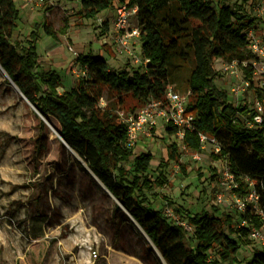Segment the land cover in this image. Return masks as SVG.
Segmentation results:
<instances>
[{
    "label": "trees",
    "instance_id": "trees-1",
    "mask_svg": "<svg viewBox=\"0 0 264 264\" xmlns=\"http://www.w3.org/2000/svg\"><path fill=\"white\" fill-rule=\"evenodd\" d=\"M247 1L81 0L78 18L95 17L120 3L138 7L141 52L147 62L133 71L115 70L102 54H79L77 61L85 74L73 87L60 92V74L39 60L40 25L23 39L15 38L20 10L15 0H0V66L9 81L50 123H57L54 126L68 147L120 201L167 264H264L262 248L253 250L245 262L238 259L250 228H261L263 223L264 115L261 123L250 126L253 109L248 104H235L229 91L216 83L218 59L237 62L245 77H252V66L244 63L256 57L247 35L249 29L256 28V18L245 11L243 2ZM68 27V20L60 30L47 21L44 24L45 32L56 38L66 34ZM104 27L109 29L108 21ZM169 87L189 93L187 112L194 115L192 128L186 129L181 144L199 152L200 133L215 138L220 151L212 156L230 166L239 183L234 191L243 197L256 192L257 199L246 202L239 214L240 223L245 220L248 226L236 228L230 215L218 214L219 208L213 206L212 211L202 209L188 215L193 227L188 236V229L171 221L164 207L153 206L150 197L161 196L158 189L168 184L167 168L175 162L185 170L180 162L181 144L167 146V159L160 162L155 176L153 154L135 152L128 145L127 124L119 109L126 96L138 103L131 109L135 111L150 98L163 99ZM41 125L46 128L42 119ZM167 131L171 134L176 128ZM122 209L115 205L116 212Z\"/></svg>",
    "mask_w": 264,
    "mask_h": 264
},
{
    "label": "rangeland",
    "instance_id": "rangeland-1",
    "mask_svg": "<svg viewBox=\"0 0 264 264\" xmlns=\"http://www.w3.org/2000/svg\"><path fill=\"white\" fill-rule=\"evenodd\" d=\"M228 1L240 4L243 0ZM15 2L20 10L15 38L23 39L40 25V63L58 71L62 78L60 92L70 89L83 75L77 54H102L115 70L140 68L141 63H136L133 55L114 52L116 57H112L108 52L107 47L114 50L115 46L113 28L110 25L106 30L99 21V17L109 20L106 12L78 18L81 0H49L36 9L22 0ZM260 3L243 2L245 11L256 18L257 34L264 35ZM67 20V33H60L59 38L45 32L46 21L60 30ZM136 46L143 57L141 46ZM215 66L219 70L217 85L229 91L235 104L252 107L256 88L245 87L243 67L235 64L232 68L223 59H218ZM105 103L102 100V105ZM135 107L136 100L126 96L119 113H129ZM36 113L0 66V264H143L144 260L147 264H167L127 211H115L116 199L58 136L54 130L57 123H50L54 129L47 123L42 128V118ZM171 142L169 133L160 126L151 138L142 137L135 148V152L153 154L151 169L155 176L160 162L167 159ZM181 150L180 162L185 170L175 162L167 168L168 184L158 189L161 196L150 197L153 206L161 208L169 203L185 220L190 213L212 211L216 206L218 214L230 215L236 228L240 227L234 192L220 186L219 172L225 160L214 159V147L209 143L200 151L199 159L182 144ZM221 192L228 202L222 206L217 204ZM192 233L193 229H188V236ZM243 240L247 241L238 252L241 262L253 250L264 249L260 241L249 236ZM91 248L98 250L95 261L91 259Z\"/></svg>",
    "mask_w": 264,
    "mask_h": 264
},
{
    "label": "built area",
    "instance_id": "built-area-1",
    "mask_svg": "<svg viewBox=\"0 0 264 264\" xmlns=\"http://www.w3.org/2000/svg\"><path fill=\"white\" fill-rule=\"evenodd\" d=\"M28 4L32 9L43 7L49 0H22ZM259 14L264 18V0L261 1L258 7ZM138 7L130 8L127 3H120L113 8V17L106 20L99 17L100 23L104 26L105 21H108L109 29L110 25L113 28L112 37L114 43V52L126 55H133L136 63H145L143 57H140L137 53L136 45L142 44L141 42V27L137 17ZM250 40V48L255 54V59L250 62H245V66H252V77L247 79L245 77L244 85L246 88H256V95L253 100L252 109L254 111L253 121H248V124L252 126L254 123H261L264 115V35L257 34L255 28H251L247 32ZM77 56H79L77 54ZM237 62L228 63L232 68ZM228 69V67H227ZM85 74V71L82 72ZM257 79V81H256ZM257 83V84H256ZM60 91V88H59ZM189 103V93H181L169 87L166 91L163 99L150 98L147 102L139 107L135 111L129 113L120 112L119 115L123 122L127 124L128 139L127 143L130 147L136 148L138 143L144 138H151L155 130H158L160 126L164 127V130L168 132L169 127L176 128V131L169 134V138L172 142L182 143L185 131L187 128H192V121L194 115L187 112ZM202 140V149L209 143L214 147V151L217 153L220 151V145L215 138H211L205 134L200 133ZM184 146V145H183ZM185 148V146H184ZM194 157L201 158V152H195ZM220 186L223 189L231 188L234 192L235 204L239 211L245 210V204L247 201H253L257 199V194L252 191L248 196H240L234 190L239 186L235 174L232 172L230 166L225 162L219 172ZM228 202L223 192L217 195V204L222 206ZM164 212L171 221L176 224H182L187 229H193L188 223V220L181 219L176 215L175 209L169 206L168 203L164 206ZM262 226L261 228L251 227L249 231V237L261 242L264 246V214L261 213ZM249 224L243 220L240 227L248 226ZM98 250L91 248V259L96 260L98 258Z\"/></svg>",
    "mask_w": 264,
    "mask_h": 264
},
{
    "label": "water",
    "instance_id": "water-1",
    "mask_svg": "<svg viewBox=\"0 0 264 264\" xmlns=\"http://www.w3.org/2000/svg\"><path fill=\"white\" fill-rule=\"evenodd\" d=\"M30 102V101H29ZM31 103V102H30ZM32 104V103H31ZM32 106H33V108L36 110V112L41 116V118L44 120V122L45 123H47L51 128H53L52 127V125L50 124V122L38 111V109L32 104ZM54 129V128H53ZM55 130V132L58 134V136L62 139V141L65 143V145H67V143H66V141L63 139V137L61 136V134H60V132L58 131V130H56V129H54ZM68 146V145H67ZM107 191L110 193V191L107 189ZM111 194V193H110ZM112 195V194H111ZM116 201H117V203L121 206V208H123L124 209V207H123V205L120 203V201L119 200H117L116 199ZM125 210V209H124ZM128 213V212H127ZM129 214V213H128Z\"/></svg>",
    "mask_w": 264,
    "mask_h": 264
},
{
    "label": "crops",
    "instance_id": "crops-1",
    "mask_svg": "<svg viewBox=\"0 0 264 264\" xmlns=\"http://www.w3.org/2000/svg\"><path fill=\"white\" fill-rule=\"evenodd\" d=\"M104 12H106L107 13V18H109V19H111L112 17H113V9L111 10V9H108V10H106V11H104ZM108 48V47H107ZM108 50V52L112 55V57H116V55H115V53H114V50H113V48L112 49H107ZM39 60H40V57H39ZM41 62V61H40ZM112 68V67H111ZM73 87V86H72ZM64 90V89H63ZM62 90V91H63ZM22 94V93H21ZM147 139V138H146ZM143 260V259H142ZM143 264H147V261H143Z\"/></svg>",
    "mask_w": 264,
    "mask_h": 264
}]
</instances>
